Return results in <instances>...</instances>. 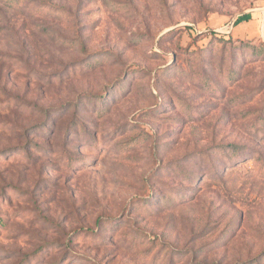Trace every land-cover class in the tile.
Listing matches in <instances>:
<instances>
[{
  "label": "rangeland",
  "instance_id": "1",
  "mask_svg": "<svg viewBox=\"0 0 264 264\" xmlns=\"http://www.w3.org/2000/svg\"><path fill=\"white\" fill-rule=\"evenodd\" d=\"M0 264H264V0H0Z\"/></svg>",
  "mask_w": 264,
  "mask_h": 264
},
{
  "label": "trees",
  "instance_id": "2",
  "mask_svg": "<svg viewBox=\"0 0 264 264\" xmlns=\"http://www.w3.org/2000/svg\"><path fill=\"white\" fill-rule=\"evenodd\" d=\"M246 43L249 44V42H241L240 44H241V45H244V44H246Z\"/></svg>",
  "mask_w": 264,
  "mask_h": 264
}]
</instances>
